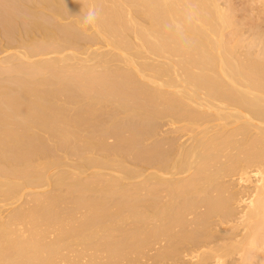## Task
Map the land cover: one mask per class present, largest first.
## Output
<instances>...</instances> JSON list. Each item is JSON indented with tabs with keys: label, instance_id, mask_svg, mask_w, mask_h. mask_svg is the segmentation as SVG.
<instances>
[{
	"label": "bare ground",
	"instance_id": "obj_1",
	"mask_svg": "<svg viewBox=\"0 0 264 264\" xmlns=\"http://www.w3.org/2000/svg\"><path fill=\"white\" fill-rule=\"evenodd\" d=\"M259 1L0 0V264H264Z\"/></svg>",
	"mask_w": 264,
	"mask_h": 264
},
{
	"label": "rangeland",
	"instance_id": "obj_2",
	"mask_svg": "<svg viewBox=\"0 0 264 264\" xmlns=\"http://www.w3.org/2000/svg\"><path fill=\"white\" fill-rule=\"evenodd\" d=\"M243 1V2H242ZM257 1V2H256ZM242 2V3H241ZM254 3V4H252V3ZM256 2V3H255ZM233 3V2H232ZM238 4V6L236 5V4ZM241 3V4H240ZM244 3H247L248 5L246 6ZM249 3H251V4H249ZM257 3H258V5H257ZM260 3V1L258 2V0H253V1H247V0H234V5H236L239 9H238V14L240 15H238L239 16V19L241 18V15H242V18L239 20L240 21V23H243L244 22V24H247V23H249V24H251V22L253 23V17H254V15H256V14H254L255 12H256V10H257V12L258 11H261V4H259ZM240 4V5H239ZM244 4V5H243ZM243 5V6H242ZM251 7H250V6ZM256 5V6H255ZM242 6V7H241ZM246 6V7H245ZM253 6H255V7H253ZM236 7V8H237ZM244 7V8H243ZM259 8V10H258V8ZM243 8V9H242ZM246 8H247V11H245L246 10ZM250 8H252L251 10H253V11H251L250 10ZM261 8V9H260ZM242 9V10H241ZM250 11V12H249ZM242 12V13H241ZM248 12V13H247ZM262 12V11H261ZM250 13V14H249ZM244 14H246V15H244ZM248 14V15H247ZM252 14V15H251ZM254 14V15H253ZM243 15H244V17H243ZM251 15V16H250ZM256 17V16H255ZM251 18V19H250ZM243 19V20H242ZM241 20H242V22H241ZM248 25V24H247ZM4 40H1L0 41V48H1V51H0V57L1 58H3V57H5V56H8L9 54H11L12 52H13V49L12 48H10V49H5V51H4V43L5 42H3ZM2 44V45H1ZM11 52V53H10ZM6 54V55H5ZM5 55V56H4ZM3 56V57H2Z\"/></svg>",
	"mask_w": 264,
	"mask_h": 264
},
{
	"label": "clouds",
	"instance_id": "obj_3",
	"mask_svg": "<svg viewBox=\"0 0 264 264\" xmlns=\"http://www.w3.org/2000/svg\"><path fill=\"white\" fill-rule=\"evenodd\" d=\"M98 18V11L91 9L85 16V23H94Z\"/></svg>",
	"mask_w": 264,
	"mask_h": 264
}]
</instances>
